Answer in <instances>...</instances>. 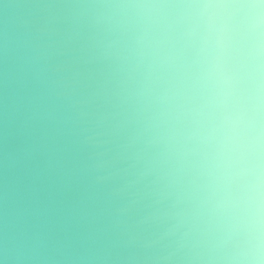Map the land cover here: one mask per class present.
<instances>
[{
    "label": "clouds",
    "instance_id": "clouds-1",
    "mask_svg": "<svg viewBox=\"0 0 264 264\" xmlns=\"http://www.w3.org/2000/svg\"><path fill=\"white\" fill-rule=\"evenodd\" d=\"M0 264H264V0H0Z\"/></svg>",
    "mask_w": 264,
    "mask_h": 264
}]
</instances>
